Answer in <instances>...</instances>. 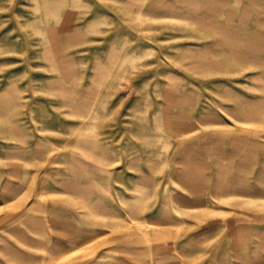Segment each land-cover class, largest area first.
Returning a JSON list of instances; mask_svg holds the SVG:
<instances>
[{
	"label": "rangeland",
	"instance_id": "1",
	"mask_svg": "<svg viewBox=\"0 0 264 264\" xmlns=\"http://www.w3.org/2000/svg\"><path fill=\"white\" fill-rule=\"evenodd\" d=\"M0 264H264V0H0Z\"/></svg>",
	"mask_w": 264,
	"mask_h": 264
}]
</instances>
